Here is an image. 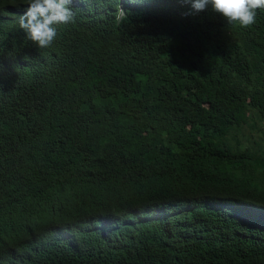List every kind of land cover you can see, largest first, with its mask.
Wrapping results in <instances>:
<instances>
[{
	"label": "trees",
	"instance_id": "obj_1",
	"mask_svg": "<svg viewBox=\"0 0 264 264\" xmlns=\"http://www.w3.org/2000/svg\"><path fill=\"white\" fill-rule=\"evenodd\" d=\"M0 0V264H264V9L73 0L50 47Z\"/></svg>",
	"mask_w": 264,
	"mask_h": 264
},
{
	"label": "clouds",
	"instance_id": "obj_2",
	"mask_svg": "<svg viewBox=\"0 0 264 264\" xmlns=\"http://www.w3.org/2000/svg\"><path fill=\"white\" fill-rule=\"evenodd\" d=\"M191 3L194 11L209 6L229 24L249 27L256 22L258 9H264V0H182ZM73 0H27V7L19 18V26L26 38L39 49L51 46L57 36V25L74 21Z\"/></svg>",
	"mask_w": 264,
	"mask_h": 264
}]
</instances>
